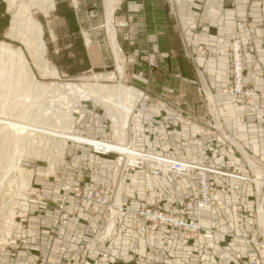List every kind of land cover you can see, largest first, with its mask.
<instances>
[{"label":"crops","instance_id":"1","mask_svg":"<svg viewBox=\"0 0 264 264\" xmlns=\"http://www.w3.org/2000/svg\"><path fill=\"white\" fill-rule=\"evenodd\" d=\"M52 7L53 0L47 12ZM54 7L65 29L80 37L90 59L111 58L105 35L107 30L113 34V50L122 54L127 85L138 97L131 109L126 145L218 168L232 161L241 171H247L242 155H257L264 149L259 113L244 99L221 94L232 84V42L244 48L252 45L254 50L243 55L244 72L264 113V0H54ZM69 15L71 24L66 21ZM143 53L158 56L153 71L139 60ZM162 53L168 56L159 57ZM198 88L215 95L205 100ZM83 111L88 120L78 129L83 132L88 124L93 134L87 137L105 141L100 134L109 130L115 133L114 140L123 139L116 134L120 126L112 117L115 112L97 105ZM186 114L192 119L184 117ZM212 126L217 130L214 134L233 139L235 153L226 152L222 137L213 140L216 149L212 142H202L205 127ZM70 152L71 160L58 164L62 180L41 182L44 199L30 206L0 264L35 263L41 254L48 256V264H54L61 250L67 252L61 264H76L86 243L104 232L108 219L105 207L82 211L73 196L67 198L62 210L58 208L62 195L85 179L98 189L115 193L128 210L118 212L116 235L101 254L88 252L87 264H246L247 255L253 253L252 214L235 209L238 203L252 207L251 183L214 176L217 207L201 210L204 230L196 239H187L182 231L168 226L150 230L133 211L143 206L166 211L172 204L180 213L184 203L195 197L194 173L159 177L143 169H126L115 180L113 154H96L82 144L74 145ZM237 183L238 189H234ZM223 185L226 192L220 190Z\"/></svg>","mask_w":264,"mask_h":264},{"label":"rangeland","instance_id":"2","mask_svg":"<svg viewBox=\"0 0 264 264\" xmlns=\"http://www.w3.org/2000/svg\"><path fill=\"white\" fill-rule=\"evenodd\" d=\"M54 8L53 0V7L48 12L33 11V18L38 24L35 46L27 42L21 30L11 32L14 8L8 10L5 0H0V258L3 259L8 255L9 246L15 242L14 232L22 228L23 220L28 217L30 206L44 199L41 182L61 181L59 162L70 161L71 147L81 143L42 132H20L2 121H16L29 127L87 137L93 134L88 124L83 132L78 129L88 120L83 110L97 105L103 110L105 107L115 112L112 117L120 126L116 134H121L123 139L114 140L112 136L115 133L110 134L109 130L100 135L106 138V142L126 145V131L131 129V109L138 98L135 89L127 85L122 54L119 49L117 52L113 50V34L107 30L105 35L106 49L112 51L111 58L90 59L92 55L87 53L80 37H74L65 29ZM66 21L70 24L72 18L68 16ZM102 29L106 31L105 27ZM105 45L101 41L102 51ZM96 57H99L97 53ZM110 71L112 74H105ZM208 128L205 127L206 130ZM210 135V139L202 142H212L216 145L214 149L218 146L213 141L215 137H222L223 146L229 145V141L235 144L229 136L230 140L226 141L224 135L219 136L217 132ZM109 154L114 156L115 180L126 169L148 171L146 167H129L125 155ZM64 195L67 198L73 196L70 190ZM112 195L116 198L115 193ZM258 199L259 204L263 201L264 205V187L259 190ZM120 201L123 202L121 198ZM262 225L264 227V223ZM253 235L250 242L254 238L258 242L264 239V235Z\"/></svg>","mask_w":264,"mask_h":264},{"label":"built area","instance_id":"3","mask_svg":"<svg viewBox=\"0 0 264 264\" xmlns=\"http://www.w3.org/2000/svg\"><path fill=\"white\" fill-rule=\"evenodd\" d=\"M231 79L232 84L230 87L221 91V94L232 97L233 99L242 98L261 116L264 124V113L260 107L256 104L255 95L253 90V84L246 80L243 64V54L245 51H252L253 47L242 48L237 41H233L231 45ZM200 53H205L203 48H199ZM168 55L162 53L159 55L161 58H165ZM139 60L146 63L149 71H153L157 67L158 56L155 53H143L139 55ZM199 95L203 99L214 97L215 93L198 88ZM178 116V115H177ZM188 120L192 119L191 115H185ZM203 131V130H201ZM198 131L199 134L202 132ZM217 131L214 126L209 127V131L203 133L204 139H210V134H214ZM201 136V135H200ZM224 139L227 141L230 138L224 135ZM94 140V139H91ZM97 140V139H96ZM91 142L86 144L91 147L96 154L107 155L114 153L116 155H125L128 158V166L132 168L146 167L148 172L154 176L167 177L170 175H179L189 177L193 173L196 175V194L193 199L185 202L182 206V211L179 213L172 204L168 205V210H161L152 206H143L133 213L136 217L142 219L150 230H155L160 226H168L173 229L182 231L185 238L196 239L204 230L201 224V210L204 208L213 209L217 207V201L215 200L216 189L213 188L211 182L212 177L219 176L223 180L234 179L236 181H246L253 186V195L251 199V206H244L240 203L236 204L235 209L237 213L252 214L253 230L252 234L264 235V209L263 203L259 204V190L264 187V149H261L257 155H242L245 167L247 171H241L240 165L235 164L232 161H225L221 167H213L208 163H197L183 159L173 158L165 155L142 153L131 149L129 145H124L132 150L130 154H124L117 151H112L103 148L102 141ZM232 141V140H231ZM106 142V141H104ZM98 145V148L96 145ZM229 145L225 148L228 153H235L236 146L232 142H228ZM120 159V157L118 158ZM234 189H238V183L233 186ZM221 192H226L227 186L223 185L220 188ZM70 192L77 200L79 208L82 211H91L94 206L105 207L107 209V225L104 232L98 236L91 238L83 250L81 251V258L76 264H87L86 255L88 252H95L101 254L105 249V245L111 241L116 235V231L119 228L120 221L118 218V212L120 210H126L124 204L121 201H116L113 197V193L107 189H98L96 185L88 180L82 184L71 187ZM67 196H62L59 209H63L65 206V200ZM259 237V236H258ZM263 237V236H262ZM251 244L253 246V253L247 255L246 264H264V239L258 242L255 238L252 239ZM194 257H198L194 254ZM67 258V252L61 250L54 260V264H61L64 259ZM48 256L41 254L35 263H22V264H48Z\"/></svg>","mask_w":264,"mask_h":264},{"label":"bare ground","instance_id":"4","mask_svg":"<svg viewBox=\"0 0 264 264\" xmlns=\"http://www.w3.org/2000/svg\"><path fill=\"white\" fill-rule=\"evenodd\" d=\"M5 2L7 4L8 10H11L14 8V10L12 11L13 14H12L11 22H10L11 32L13 33L14 31L21 30L22 33H24L27 42H30L35 45L36 44L35 37L38 33V32L36 33V28L38 27V24L33 18V15H32L33 11L38 10L41 13L43 12L46 13L47 10L52 6V0H5ZM2 122L5 125H8L9 127H12L20 132H24L26 130L42 132L45 134H50V135L57 136L63 139H68V140L81 143V144H89L95 141L87 137H79V136H75L70 133L53 132V131L38 129L34 126L29 127L25 124H22L16 121L6 120ZM102 145H103V148L105 149L117 151V152L124 153V154H130L132 152L131 149H129L128 147L122 144L103 142ZM96 147L98 148V145H96Z\"/></svg>","mask_w":264,"mask_h":264},{"label":"trees","instance_id":"5","mask_svg":"<svg viewBox=\"0 0 264 264\" xmlns=\"http://www.w3.org/2000/svg\"><path fill=\"white\" fill-rule=\"evenodd\" d=\"M69 17H71V15H69ZM69 21H71V20H69ZM71 24V23H70ZM70 34H72V33H70ZM74 35V34H73ZM77 38V37H76Z\"/></svg>","mask_w":264,"mask_h":264}]
</instances>
